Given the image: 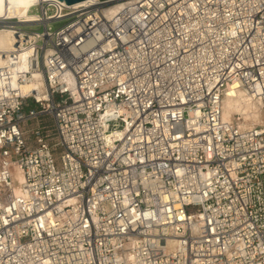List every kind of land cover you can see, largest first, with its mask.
<instances>
[{"label": "built area", "instance_id": "2783aa9c", "mask_svg": "<svg viewBox=\"0 0 264 264\" xmlns=\"http://www.w3.org/2000/svg\"><path fill=\"white\" fill-rule=\"evenodd\" d=\"M29 13L0 18V264H264V123L222 118L232 85L264 113V0Z\"/></svg>", "mask_w": 264, "mask_h": 264}, {"label": "bare ground", "instance_id": "6f19581e", "mask_svg": "<svg viewBox=\"0 0 264 264\" xmlns=\"http://www.w3.org/2000/svg\"><path fill=\"white\" fill-rule=\"evenodd\" d=\"M45 1L47 0H0V18L7 15L8 18H14L15 20L19 19V21L36 20L38 19V15L36 13H29V10L31 6L41 5ZM3 23L6 25L4 26L1 24L0 26V65L8 61L6 55H9L16 48L14 33L12 29L6 27L10 23ZM29 52L30 50L25 51L19 58L21 60L25 59ZM40 85L41 82L39 80H33L26 84L23 89L25 91H35V89H40ZM237 116H239V119ZM222 118L226 122L238 120V124L244 129L259 123H264V113L260 101L245 90L237 88V85L230 86L226 91V95L222 102ZM258 119L261 120L258 121ZM254 121L257 122L255 123ZM18 177L20 180L23 179L20 170Z\"/></svg>", "mask_w": 264, "mask_h": 264}, {"label": "water", "instance_id": "95a60500", "mask_svg": "<svg viewBox=\"0 0 264 264\" xmlns=\"http://www.w3.org/2000/svg\"><path fill=\"white\" fill-rule=\"evenodd\" d=\"M60 1H64L68 5H72L85 0H60Z\"/></svg>", "mask_w": 264, "mask_h": 264}, {"label": "rangeland", "instance_id": "374dc122", "mask_svg": "<svg viewBox=\"0 0 264 264\" xmlns=\"http://www.w3.org/2000/svg\"><path fill=\"white\" fill-rule=\"evenodd\" d=\"M37 9H38V8H37ZM57 26H58V24L56 25V27H57ZM38 29H42V27H39ZM235 117H236V115H235ZM259 120H261V119H258V121H259ZM254 122L256 123L257 121H254ZM253 124H254V123H253ZM253 124H252V125H253ZM250 126H251V125H250Z\"/></svg>", "mask_w": 264, "mask_h": 264}]
</instances>
